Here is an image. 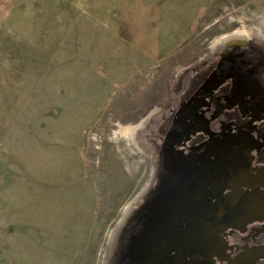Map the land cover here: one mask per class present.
I'll list each match as a JSON object with an SVG mask.
<instances>
[{
	"label": "rangeland",
	"instance_id": "rangeland-1",
	"mask_svg": "<svg viewBox=\"0 0 264 264\" xmlns=\"http://www.w3.org/2000/svg\"><path fill=\"white\" fill-rule=\"evenodd\" d=\"M261 224L264 0H0V264H264Z\"/></svg>",
	"mask_w": 264,
	"mask_h": 264
},
{
	"label": "flooded vegetation",
	"instance_id": "flooded-vegetation-1",
	"mask_svg": "<svg viewBox=\"0 0 264 264\" xmlns=\"http://www.w3.org/2000/svg\"><path fill=\"white\" fill-rule=\"evenodd\" d=\"M253 230V232H254V235H257V236H259V235H261L262 234V232H264V224H261L260 226H258V227H251V229H250V231H252ZM250 236H251V234H250ZM257 247H264V246H257ZM254 252V251H253ZM252 264H259V263H257V261L255 262V263H252Z\"/></svg>",
	"mask_w": 264,
	"mask_h": 264
}]
</instances>
